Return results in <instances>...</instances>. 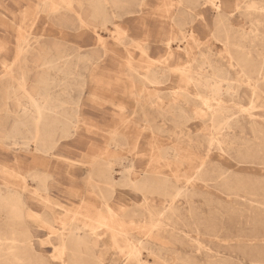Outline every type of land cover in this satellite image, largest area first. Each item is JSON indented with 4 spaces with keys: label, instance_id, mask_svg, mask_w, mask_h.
Instances as JSON below:
<instances>
[{
    "label": "rangeland",
    "instance_id": "obj_1",
    "mask_svg": "<svg viewBox=\"0 0 264 264\" xmlns=\"http://www.w3.org/2000/svg\"><path fill=\"white\" fill-rule=\"evenodd\" d=\"M244 1L264 8V0ZM10 2L0 0V12L6 11V4ZM152 2L155 9L161 0ZM224 5L228 10V2L224 1ZM12 7L13 11L19 9ZM243 12L231 23L230 41L241 43L246 49L251 46L242 42L241 34H251V23L245 10ZM206 14L211 27L214 13ZM155 24L154 16L145 14L135 20L132 27L150 30ZM195 24L203 40L196 48L198 58L202 50L214 61L227 65L228 29L225 28H228V21L217 33V38L208 34L205 23L203 26L200 22ZM42 26L37 23L33 34L39 36L43 32ZM83 33L96 44L97 40L90 32ZM100 34L109 40L107 61H103L108 68L104 65L102 69L98 66L85 70L84 101L75 105L78 94H74V100L60 108L63 113L67 110L72 119L76 114L81 116L78 130L61 139L52 156L39 154L31 146L23 145V140L21 145L12 139L0 140V236L16 234L23 238L28 230L38 235L39 238H33L34 249L26 251L32 253L31 264H95L98 261L96 264H137L127 257L130 241L144 243L145 264H212L215 258L209 254L216 253L228 258L227 264H264V204H260L264 203V155L245 159L232 151L234 157H228V148H225L228 146V129H225L218 137L224 141L222 146L226 152L213 145L207 157L210 123L201 115L196 91L190 87V95L184 93L185 83L174 74L171 81L148 76V63L137 47L113 43L109 33ZM138 35L137 30L131 32L135 38H139ZM9 36L10 31L0 26V38L8 39ZM80 36L83 35L67 34L71 52L86 46ZM166 36L164 34L162 38L165 40ZM156 46L157 43H153L150 52L154 59L165 53L155 49ZM186 60L184 54H177L169 65L172 69ZM174 73L178 72L174 70ZM56 74L58 78L64 77L63 73ZM241 95L243 99L236 109L242 110L238 113L246 120L242 128L234 127V131L237 136L247 137L248 145L252 146L260 141H254L256 125L251 121L264 119V108L260 106L264 98L256 99L252 104L248 98L250 90L245 85ZM63 99L70 101L67 96ZM224 99L227 107L234 105V102H228V96ZM20 101L25 103L22 98ZM17 103L16 98L10 101L13 111L6 108L0 111V137L11 134L19 122L21 136H29L32 112L14 113ZM178 106L187 111L180 112ZM112 131L116 132L115 142L111 140ZM235 140L237 144L241 141L239 137ZM104 151L111 162L110 174L117 182L116 191L110 195L115 214L103 203L99 189L91 187L89 182V162L94 154ZM203 159L228 168V175L232 176L200 177L197 171ZM131 163L136 165V170L128 173L126 169ZM40 176L47 177L49 190H45V184L41 183H45V178ZM21 177L27 179L24 181ZM101 177L96 173L94 178L102 181ZM130 178L135 179L137 189ZM7 183L29 195L37 211L47 215L49 225L28 219L25 224H13L9 219ZM76 224L90 239V251H84L77 258L67 252L60 260L59 252L49 244L47 237L55 240Z\"/></svg>",
    "mask_w": 264,
    "mask_h": 264
},
{
    "label": "bare ground",
    "instance_id": "obj_2",
    "mask_svg": "<svg viewBox=\"0 0 264 264\" xmlns=\"http://www.w3.org/2000/svg\"><path fill=\"white\" fill-rule=\"evenodd\" d=\"M151 1L31 0L29 2V0H11L6 4V11L0 12V26L3 30H9L10 36L8 39L0 38V111L4 108L13 111L10 101L16 98L18 106L14 113L32 112V118L29 136H21V122H19L11 134L1 136L0 140L4 142V138L12 139L15 144L20 145L23 140V145L31 146L39 154L52 156L59 141L68 138L78 130L81 116L76 114L72 119L67 110L63 113L60 108L63 104L71 103V100H74V94H78V101L75 105L78 106L81 101H84L83 95L87 85L85 70L98 66L101 68L104 65L106 69L108 68L103 61L105 60L104 63L107 61L109 40L107 41V37L100 34L103 32V34L109 33L108 36L113 39V43L133 44L137 47L148 63V76L155 79L164 77L171 81L174 74L177 79L179 77L185 83L184 93L190 95V87L196 91L195 97L200 102L201 115L210 123L211 135L206 140L209 149L207 157L210 156L213 145H217L220 151L226 152L222 146L224 141L218 137L225 129H228V146L225 147L228 148V157H234L232 151H236L245 159L264 155V144L261 143V141L264 142V119H253L250 113L253 119L251 122L256 125L253 130L254 141H260L252 146L248 145L250 140L247 137L237 136L234 131V127L242 128L246 120L238 113L242 110L236 109V105L243 99L242 86H248L250 90L248 98L252 104L256 102V99L264 98V8L258 7L254 2L247 3L244 0H161L159 5H155L156 8L153 9L154 1L152 3ZM224 1L230 6L228 10L225 8ZM12 6L19 9L13 11ZM243 10L247 13L251 23V34L247 35V32L241 34L242 42L249 43L251 46L246 49L241 43L230 41V31L233 30L231 23L238 18L239 14H242ZM211 11L214 17L209 27L206 12L211 13ZM145 14L154 16L156 26L150 30L149 28L142 31L134 29L132 25L135 20ZM225 21L226 23L228 21V28H225V30L228 29V64L214 61L202 50L198 58L196 48L201 46L203 40L195 23L200 22L202 26L205 23V28L208 27V34L217 38V33L226 24ZM37 23L43 25V32L39 36L32 32ZM135 30L139 38L142 36V39L131 36V32L134 33ZM84 31L90 32L96 38L95 45L89 41V38H86ZM29 33L32 34L29 35ZM68 33L83 35L80 38L86 42V46H79L80 48L71 52L66 40ZM164 34L167 35V41L162 38ZM153 43H157L155 49L159 51L162 49L165 52L158 59L150 56ZM177 54H184L187 60L171 69L169 62ZM174 70L178 73L175 74ZM57 72L63 73L64 77L58 78ZM62 80L64 83L61 82ZM62 91L65 94H62ZM94 92L92 89L91 94ZM18 95L21 97L19 98ZM63 96H67L70 101L63 99ZM225 96H228V102H234V105L227 107L224 101ZM21 98L25 103L20 101ZM101 100L108 99L102 98ZM260 106L264 108V101H261ZM178 108L182 113L187 111L185 107L178 106ZM115 133L112 131V142H115L113 138ZM235 137H239L240 143L237 144ZM89 164L91 168L88 174L91 187L99 189L103 203L112 214H115L110 195L116 191L117 182L110 174L112 166L108 160L107 151L94 154ZM198 168L197 174L200 177H226L229 174L228 168L210 164L207 159H203ZM126 170L132 173L136 170V165L131 163ZM96 173L102 175V181L95 180ZM231 176L232 174L228 175V177ZM44 178L45 183L40 181L45 184V190H49L47 177ZM21 179L25 181L27 177H21ZM130 182L137 189L135 179L130 178ZM249 184L246 185L250 186ZM6 185V198L10 209L9 219L13 224H25L28 219L30 221L39 220L45 226L49 225L47 215L42 211H37L35 202L30 199L29 195L22 190H16L10 183ZM248 189L251 190V188ZM254 190L257 191V188ZM26 233L23 238L16 234L0 236V264H31L32 253L27 254L26 251L34 249L33 238L39 237L29 230ZM47 240L49 244L54 245V250L59 252L60 260L67 252L70 253L69 256H73L72 258H77L79 254L83 255L82 253L90 248L88 247L90 239L82 233L81 227L77 224L68 231L60 233L55 240L53 237H47ZM130 242V250L124 254L127 253V257L135 260L137 264H145L142 250L145 247L144 243ZM209 256L215 258L212 264H227L228 262V258L221 256L220 253L209 254ZM82 257H85V254ZM71 261L74 260L71 259Z\"/></svg>",
    "mask_w": 264,
    "mask_h": 264
}]
</instances>
